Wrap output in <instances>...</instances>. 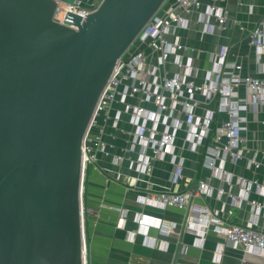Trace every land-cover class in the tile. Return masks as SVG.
<instances>
[{
  "label": "built area",
  "instance_id": "obj_1",
  "mask_svg": "<svg viewBox=\"0 0 264 264\" xmlns=\"http://www.w3.org/2000/svg\"><path fill=\"white\" fill-rule=\"evenodd\" d=\"M100 1L57 2L83 20ZM220 1L165 0L117 59L120 62L100 94L82 140V264H88L86 173L90 165H99L103 158L117 166L126 164L128 187L138 192L140 204L183 210L182 228L194 232L198 242L202 243L207 231L212 230L231 247L264 252V229L257 224L258 217L264 215V181L225 168L226 162L242 159L248 168L264 167L257 152L247 155L245 146L246 113L264 111V78L243 74L242 63L230 44L219 43L200 59L199 50L179 33L192 29L200 38L222 36L229 22L255 49L259 60L264 53V12L247 29ZM260 152L264 154V150ZM186 153L200 155L210 175L190 178L183 188L176 189L172 186L184 177L189 159ZM165 158L170 164L168 177L172 186H149L154 162ZM101 169L107 171L106 167ZM115 174L118 177L125 173L117 169ZM212 178L220 184L215 186ZM234 187L238 191L233 192ZM213 192L217 197H226L232 207H250L252 220L230 221L207 204L194 201ZM252 192L263 199L252 198ZM135 220L139 228L152 224L169 232L175 227L174 223L143 211L136 213ZM224 244H218L217 255Z\"/></svg>",
  "mask_w": 264,
  "mask_h": 264
},
{
  "label": "water",
  "instance_id": "obj_2",
  "mask_svg": "<svg viewBox=\"0 0 264 264\" xmlns=\"http://www.w3.org/2000/svg\"><path fill=\"white\" fill-rule=\"evenodd\" d=\"M57 1L0 0V264H82V140L165 0Z\"/></svg>",
  "mask_w": 264,
  "mask_h": 264
},
{
  "label": "crops",
  "instance_id": "obj_3",
  "mask_svg": "<svg viewBox=\"0 0 264 264\" xmlns=\"http://www.w3.org/2000/svg\"><path fill=\"white\" fill-rule=\"evenodd\" d=\"M220 2L229 14L240 19L247 29L252 28L264 12V0H221ZM193 26L197 27L195 24ZM185 31L179 30V33L184 34L183 39L197 52L199 50L200 59H204L207 51L213 50L217 44L228 43L231 45V51L242 63L243 74L264 78V53L260 55L259 60H256L255 49L243 40V35L229 22L222 31V36L205 35L200 38L197 31L192 29ZM240 91L244 94L243 88H240ZM246 116L248 130L245 133V146L249 150L247 155L257 152V159L264 162V154L260 152L264 150V111L258 110L256 113L248 111ZM186 155L189 159L183 170L184 177L179 183L171 185L168 177L170 164L165 158L154 162L149 186H172L179 189L183 188L190 178L210 175L209 169L202 165L200 155L187 153ZM98 164L106 167L107 171L102 170L99 165H90L84 184L88 264H262L263 251L246 252L242 246L231 247L224 244L222 235L212 230L207 231L202 243L198 242L194 232L182 228L183 210L140 204L137 200L138 192L128 187L126 164L117 166L105 158ZM225 168L236 174L264 181V167L248 168L245 159L237 163L226 162ZM117 169L125 174L117 177L115 174ZM212 182L215 186L220 184L216 178H212ZM232 191H238V187H234ZM251 197L263 199L254 192L251 193ZM194 201L207 204L230 221L247 222L253 217L251 208L247 205L232 207L226 197H217L215 192L211 196L196 198ZM138 211L174 223L175 227L169 232L152 224H148L146 228H139L135 220ZM257 224L264 229L263 214L258 217ZM220 243L224 246L219 256L215 251Z\"/></svg>",
  "mask_w": 264,
  "mask_h": 264
},
{
  "label": "trees",
  "instance_id": "obj_4",
  "mask_svg": "<svg viewBox=\"0 0 264 264\" xmlns=\"http://www.w3.org/2000/svg\"><path fill=\"white\" fill-rule=\"evenodd\" d=\"M88 170V169H87ZM86 175H87V173H86Z\"/></svg>",
  "mask_w": 264,
  "mask_h": 264
}]
</instances>
